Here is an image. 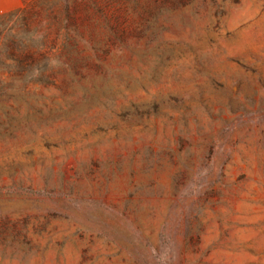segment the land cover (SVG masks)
Listing matches in <instances>:
<instances>
[{
	"label": "rangeland",
	"instance_id": "1",
	"mask_svg": "<svg viewBox=\"0 0 264 264\" xmlns=\"http://www.w3.org/2000/svg\"><path fill=\"white\" fill-rule=\"evenodd\" d=\"M0 264H264V0H0Z\"/></svg>",
	"mask_w": 264,
	"mask_h": 264
}]
</instances>
